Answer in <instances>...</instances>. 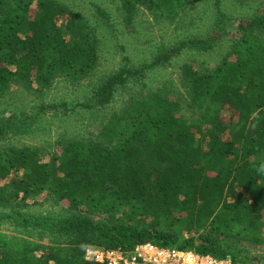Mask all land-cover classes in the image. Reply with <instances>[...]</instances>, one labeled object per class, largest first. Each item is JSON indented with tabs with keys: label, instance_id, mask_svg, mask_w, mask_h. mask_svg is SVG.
Returning a JSON list of instances; mask_svg holds the SVG:
<instances>
[{
	"label": "trees",
	"instance_id": "16d2710c",
	"mask_svg": "<svg viewBox=\"0 0 264 264\" xmlns=\"http://www.w3.org/2000/svg\"><path fill=\"white\" fill-rule=\"evenodd\" d=\"M117 1L126 26L141 8L175 19L192 4ZM217 7L211 34L159 47L141 67L125 56L95 89L93 106L111 104L186 49L218 48L233 19L220 0ZM96 14L113 26L106 9L97 7ZM233 26L237 37L215 68H182L184 95L132 91L95 139L63 140L55 153L0 150V224L16 233L0 232V264H100L86 259L87 247L128 252L143 244L238 264L246 262L241 243L264 248V172L258 167L264 160V7ZM100 50L96 28L65 4L0 0V99L14 86L49 89L61 77L80 84L98 68ZM184 107L190 119L181 115ZM30 130V115L0 118V137ZM41 192L66 213L26 211ZM36 235H48L51 244L29 239Z\"/></svg>",
	"mask_w": 264,
	"mask_h": 264
},
{
	"label": "rangeland",
	"instance_id": "374dc122",
	"mask_svg": "<svg viewBox=\"0 0 264 264\" xmlns=\"http://www.w3.org/2000/svg\"><path fill=\"white\" fill-rule=\"evenodd\" d=\"M56 1L84 16L96 28L101 40L99 66L88 79L76 85L61 77L49 89L41 90L37 87L27 90L22 86L12 87L10 92L0 99V118L11 113L30 115L31 130L28 133L0 137V150L7 147H31L40 149L42 154L55 153L59 151L58 143L63 140L95 139L109 117L123 109L132 91L165 88L173 94L184 95L186 91L180 74L182 68L191 63L196 67L204 65L215 68L230 51L233 40L237 37L233 25L244 16H250L260 7H264V0H220L221 11L231 17L233 23L229 24V37L218 48L210 52L186 49L167 66L151 69L144 83L128 85L123 96L118 95L111 104L98 108L93 106L95 89L108 76L119 70L125 56L129 57V65L141 67L153 59L159 47H169L189 38L211 34L219 15L217 0H192L191 6L175 19L157 17L141 8L131 26H126L123 22L117 0ZM97 7L111 13L113 26L108 27L101 22L96 14ZM225 114L230 116L229 112ZM181 115L186 119L191 118V113L186 107ZM236 121L235 119V124ZM18 174L22 176L23 172ZM36 197L37 204L26 208V211L30 210L34 214L66 213V207L57 204L47 193L41 192ZM0 232L16 234L1 224ZM29 239L45 245L51 244L52 241L48 235L42 238L36 235ZM241 244V257L245 258L246 262L238 264H264V248L253 247L248 243Z\"/></svg>",
	"mask_w": 264,
	"mask_h": 264
},
{
	"label": "built area",
	"instance_id": "2783aa9c",
	"mask_svg": "<svg viewBox=\"0 0 264 264\" xmlns=\"http://www.w3.org/2000/svg\"><path fill=\"white\" fill-rule=\"evenodd\" d=\"M86 259L100 264H233L230 259L219 260L201 256L194 251L162 248L153 244L139 245L133 251L89 246Z\"/></svg>",
	"mask_w": 264,
	"mask_h": 264
},
{
	"label": "clouds",
	"instance_id": "9594fccd",
	"mask_svg": "<svg viewBox=\"0 0 264 264\" xmlns=\"http://www.w3.org/2000/svg\"><path fill=\"white\" fill-rule=\"evenodd\" d=\"M259 170L261 171V172H264V160H262L260 163H259Z\"/></svg>",
	"mask_w": 264,
	"mask_h": 264
}]
</instances>
